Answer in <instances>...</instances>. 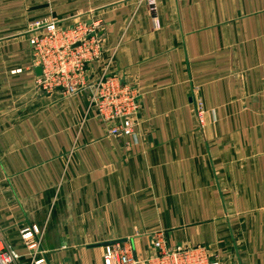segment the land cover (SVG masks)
<instances>
[{"label":"crops","instance_id":"0c3cea01","mask_svg":"<svg viewBox=\"0 0 264 264\" xmlns=\"http://www.w3.org/2000/svg\"><path fill=\"white\" fill-rule=\"evenodd\" d=\"M41 20L99 23L87 82L138 90L136 140L106 134L91 89L36 88ZM27 225L43 264H103L115 244L142 259L160 232L264 264V0H0V234L18 264Z\"/></svg>","mask_w":264,"mask_h":264},{"label":"built area","instance_id":"2783aa9c","mask_svg":"<svg viewBox=\"0 0 264 264\" xmlns=\"http://www.w3.org/2000/svg\"><path fill=\"white\" fill-rule=\"evenodd\" d=\"M149 6L154 11L152 2ZM98 26L96 22H82L63 28L54 20L30 23L28 45L34 67L41 72L34 83L45 94L63 91L73 96L91 89L89 104L106 134L134 141L136 135L132 131V122L139 107L138 90L110 76L105 70L99 72L91 84L87 82V73L99 61L102 50ZM19 237L27 248L31 264H43V259L37 260L43 254V232L35 225H27L20 229ZM150 250L151 255L139 259L130 246L111 245L103 256V264H221L219 258L202 246L168 248L162 232L153 236ZM19 259V255L5 247L0 234V264H18Z\"/></svg>","mask_w":264,"mask_h":264},{"label":"water","instance_id":"95a60500","mask_svg":"<svg viewBox=\"0 0 264 264\" xmlns=\"http://www.w3.org/2000/svg\"><path fill=\"white\" fill-rule=\"evenodd\" d=\"M35 72L37 75H40V69L39 68H37Z\"/></svg>","mask_w":264,"mask_h":264},{"label":"rangeland","instance_id":"374dc122","mask_svg":"<svg viewBox=\"0 0 264 264\" xmlns=\"http://www.w3.org/2000/svg\"><path fill=\"white\" fill-rule=\"evenodd\" d=\"M34 22H36V21H34ZM83 23H85V22H83ZM99 26H100V25H99ZM99 26H98V27H99Z\"/></svg>","mask_w":264,"mask_h":264}]
</instances>
